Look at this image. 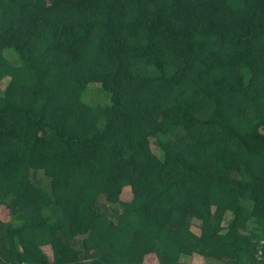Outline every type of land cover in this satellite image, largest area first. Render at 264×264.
Listing matches in <instances>:
<instances>
[{"label": "trees", "instance_id": "trees-1", "mask_svg": "<svg viewBox=\"0 0 264 264\" xmlns=\"http://www.w3.org/2000/svg\"><path fill=\"white\" fill-rule=\"evenodd\" d=\"M2 83L0 264H264V0H0Z\"/></svg>", "mask_w": 264, "mask_h": 264}, {"label": "rangeland", "instance_id": "rangeland-1", "mask_svg": "<svg viewBox=\"0 0 264 264\" xmlns=\"http://www.w3.org/2000/svg\"><path fill=\"white\" fill-rule=\"evenodd\" d=\"M2 87L4 86V84L2 83V84H0ZM91 94V96L89 95L88 96V98H90V99H92L93 100V102H97V100L98 101H101V102H107V98L105 97V95L104 94H102V92L98 89V87L96 88V87H94L93 89H92V92L90 93ZM125 197H127V196H125ZM226 220L229 218V215L228 214H226ZM194 230H196V232H198L199 231V229L197 228V227H194L193 228ZM189 260V259H188ZM191 260V262H193L194 264H204V262L202 261L203 259H201L200 257H195V258H192V259H190ZM189 260V261H190Z\"/></svg>", "mask_w": 264, "mask_h": 264}]
</instances>
